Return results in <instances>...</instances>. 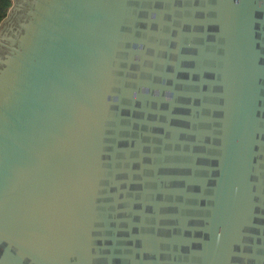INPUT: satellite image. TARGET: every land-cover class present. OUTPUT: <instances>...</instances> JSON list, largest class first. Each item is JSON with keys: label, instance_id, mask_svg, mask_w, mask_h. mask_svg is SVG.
<instances>
[{"label": "water", "instance_id": "1", "mask_svg": "<svg viewBox=\"0 0 264 264\" xmlns=\"http://www.w3.org/2000/svg\"><path fill=\"white\" fill-rule=\"evenodd\" d=\"M0 264H264V0H12Z\"/></svg>", "mask_w": 264, "mask_h": 264}, {"label": "trees", "instance_id": "2", "mask_svg": "<svg viewBox=\"0 0 264 264\" xmlns=\"http://www.w3.org/2000/svg\"><path fill=\"white\" fill-rule=\"evenodd\" d=\"M12 6V0H0V23L5 19L9 9Z\"/></svg>", "mask_w": 264, "mask_h": 264}]
</instances>
